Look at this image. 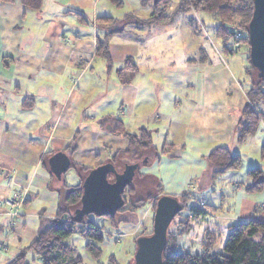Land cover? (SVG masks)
Masks as SVG:
<instances>
[{
    "label": "crops",
    "instance_id": "1",
    "mask_svg": "<svg viewBox=\"0 0 264 264\" xmlns=\"http://www.w3.org/2000/svg\"><path fill=\"white\" fill-rule=\"evenodd\" d=\"M98 1L43 0L35 10L19 1L0 0V264L36 238L43 218L56 216L63 184L79 183L86 172L71 165L72 180L77 177L79 181L69 183L65 173L69 168L60 174L52 170L49 159L53 154L62 151L71 164L95 166L128 148V138L113 131V118H121L130 133L145 127L152 139L163 137L159 145L153 139L156 157L141 169L164 186L161 194L204 188L199 178L207 165L206 156L218 145L233 150L237 141V121L247 95L231 69H226L220 49L212 52L214 57L187 59L180 68L181 77L169 82L176 112L168 114L154 89L147 93L150 85L145 84L142 93L132 79L140 74L143 61L150 59L152 65L157 61L152 63V54L139 52L138 44L130 39H139L141 28L129 25L125 32L108 36L110 61L97 53L98 38L106 33L102 19L125 14H117L110 0H104L99 9ZM199 50L203 55L206 52L202 47ZM130 56L138 60L139 68L124 83L118 69ZM184 103L187 114L180 112ZM157 107L163 111L159 113ZM76 135L74 149L70 145ZM260 140L264 144L263 136ZM178 144L180 151L173 153ZM260 166L264 169V163ZM250 167L245 172L242 167L229 170L234 173L232 189L222 196L223 205L203 200L208 208L205 227L225 232L238 221H264V188L254 193L243 187ZM8 174L14 175L11 184ZM214 187L208 188L212 192ZM19 193L25 201L13 221L4 201Z\"/></svg>",
    "mask_w": 264,
    "mask_h": 264
},
{
    "label": "trees",
    "instance_id": "2",
    "mask_svg": "<svg viewBox=\"0 0 264 264\" xmlns=\"http://www.w3.org/2000/svg\"><path fill=\"white\" fill-rule=\"evenodd\" d=\"M6 1H19L35 10L40 9L43 4V0ZM110 1L117 7L124 3V0ZM143 3L153 6L150 15L147 17L142 18L133 12H129L121 18L106 17L102 19L103 22H100V25L104 27L106 33L104 38H98V54L104 55L109 61L111 60L108 37L110 34L123 33L129 25L143 29L155 24L167 23L174 16L168 12L172 0H143ZM192 9L206 10L217 20L214 32L221 39L222 49L225 53L235 52L242 43L248 45L247 64L245 66V72L249 78V87L246 90L247 102L241 110L236 126L237 141L244 142L249 136L256 134L261 126L264 128V110L262 109L264 72H260L250 59L248 26L253 15L254 0H181L176 11L186 14ZM190 21H193L192 17ZM138 68L134 58L132 56L127 57L124 65L118 69L122 82L128 83L131 79V77H126V72L133 75L138 72ZM105 120H109V118ZM112 122L113 131L127 137L130 142L128 148L119 149L104 162L110 164L114 169L109 173L110 180H115L116 173L131 175V180L123 193L124 204L116 212L108 215L111 218L119 215L120 220L118 222H120L130 220L129 215H136V210L148 201H154L156 206L158 199L156 196L158 193L161 194L162 185L155 180L153 175L141 171L143 166L148 165L156 157V147L153 144L151 130L142 127L138 133H130L125 130L121 118H113ZM77 135L70 145L74 149L77 145ZM261 148L262 159H264V144ZM206 161V168L199 178L204 188H214L219 176L229 170H238L243 164L242 154L234 152L228 145L214 147L206 156ZM102 163H98L96 166L74 162L71 164L74 167L81 166L86 171L82 175L81 181L77 184H63L56 216L43 218L36 238L21 248L5 264H32L28 259V253L31 251L34 253L32 260L34 262L40 261L41 264H88L77 252L76 245L67 241V238L74 233H80L87 237L86 248L93 257L99 258L101 256L102 247L100 243L105 238L103 227L89 218L91 213H82V215L79 213L82 207L85 178L92 169L101 166ZM129 166H132V169L129 170ZM247 178L248 180L243 183V187L248 192L255 193L264 188V169L260 165L250 167L247 170ZM135 180L153 183L156 192L150 191L146 195H142L141 198H137L134 193L136 187L133 182ZM176 196L184 204V209H187L188 213L176 223L174 229L171 228L172 223L169 226L164 264H264V221L257 219L238 221L230 225L223 247H219V250L216 249V246L218 241L221 242L223 230L211 226L203 229L196 249H189L184 242L181 247L177 240L184 235H191L194 227L190 217H196L198 220L205 219L208 208L203 200L196 198L191 190H185ZM126 212L128 213L127 216ZM150 233L142 232L135 236L136 244L140 235ZM111 258L113 260V256Z\"/></svg>",
    "mask_w": 264,
    "mask_h": 264
},
{
    "label": "rangeland",
    "instance_id": "3",
    "mask_svg": "<svg viewBox=\"0 0 264 264\" xmlns=\"http://www.w3.org/2000/svg\"><path fill=\"white\" fill-rule=\"evenodd\" d=\"M180 1L181 0H172L168 12L170 14H174V16L169 22L164 24H155L149 28H141L138 32L143 35H141V37L139 35V39L136 38L135 40V38L130 37L132 41L138 44L139 52L144 53L145 51H147L152 54V56L154 57L152 59V63H154V60L157 59L156 64L152 65L149 62L150 59L149 61H147L146 59L145 62L143 61V67L140 71V74L136 75L135 78H132L130 72H126V77H131L133 79V82L140 86V90L142 93H144V90H146L145 84L150 85V90L147 91V93H149L150 95V92L154 89L153 93H155L156 95V100L158 99L159 102L160 99V102H162L165 109L169 110L168 114H170V112H176V109L172 108V101L175 100V97L172 92V88L169 87V82H172L177 75H180L181 77L182 69L180 68L183 67V64L187 62L188 58L198 59L201 56L206 58H209L211 56L214 57L215 55L212 52L218 51L219 48L220 57L225 60L226 69H231V76L241 83L244 90H247L249 87V78L245 72V66L247 64L248 45L242 43L235 52L225 53L222 49L221 39L217 37L214 32V27L217 24V20L213 18V16L208 11L203 9H192L186 14L177 12L176 10L179 6ZM103 4L104 0L98 1L97 6L99 7V9H101ZM114 8L116 10V13L120 15L132 11L140 17H147L150 15L153 6L152 4L148 3L144 4L143 0H124L123 5L118 7L119 10L117 9V6H115ZM191 17L193 18V21H190ZM123 36L129 37V34ZM123 36H118L117 38H122ZM133 36L136 37V35ZM200 47L206 50L204 55L202 54V51L199 52ZM135 62L138 64V60H136ZM145 64H149L151 66H145ZM152 66L154 67V69H156L155 71H150V69H152ZM160 72H162V74H159ZM168 76L172 77L169 78ZM113 98L115 100L114 103H117L116 99L119 98L118 93ZM156 110L159 111V113L163 111L158 107L156 108ZM183 110L186 111L187 114L188 107L186 106V103H184V106L180 112L183 113ZM254 135L249 136L244 142L236 141L235 146L233 147L234 151H238L242 154L243 164L241 172H245L244 169L248 168L250 165L252 167L258 166L260 165V163H264V159H261V146L263 144V140H260L262 139V136L264 137V128L261 126ZM153 139L154 143L156 142L157 145L163 143L164 141L163 137L159 139V135H156ZM178 151H180L179 144L173 150V153H176ZM93 165L96 166L97 163ZM73 172L74 171L72 167L65 172L70 181L69 183H77L79 181L77 177H75V180H72L74 179ZM232 172L233 171H229L219 176L216 181L215 191L211 192V188H202L201 190L197 191L191 189V187H187L186 190L193 191L198 200L210 201L217 204V206H221L223 205L222 202L224 201L222 200V196L226 197L231 193L232 185H230V179L231 175L234 174ZM133 183L136 187L134 193L136 194L137 198H141L142 195L144 196L150 191H155L153 183L150 184L149 182H143L141 180H135V182ZM163 187L164 186H162V191L164 190ZM213 189H215V187ZM160 195L161 194L158 193L156 197H159ZM231 200H235V197H232ZM226 203H228V201L224 202V204ZM155 208L156 206L154 205V201H148L136 210V215H129L128 218H130V220H123L120 222H118L120 220L119 215L111 218L109 216H100L91 213L89 215V218L99 226H102L103 231L105 232V238L100 243L102 247V253L99 258L93 257L92 254L87 250V237H85L84 235L80 233H74L67 238V241L76 245L77 252L82 255L85 263L133 264L134 255L137 248V244L134 238L142 232L152 233ZM186 213H188L187 209H183L173 219L171 225L172 229L176 227V223L181 218H183ZM125 214L127 216L128 213L126 212ZM190 219L194 224L191 235H184L177 241L180 243L181 247L182 243L184 242V244L189 247V249H196L198 247V242L201 239V233H203V229L206 226V223L204 219L198 220L196 217H190ZM228 233L229 231L227 230L222 233V238H220L221 242L219 243L218 241L216 249L219 250V247H223V243ZM111 256H113V260ZM33 257L34 253L31 251L28 256L30 262L32 264H41L40 261L37 260L34 262V260H32Z\"/></svg>",
    "mask_w": 264,
    "mask_h": 264
},
{
    "label": "water",
    "instance_id": "4",
    "mask_svg": "<svg viewBox=\"0 0 264 264\" xmlns=\"http://www.w3.org/2000/svg\"><path fill=\"white\" fill-rule=\"evenodd\" d=\"M250 59L252 64L264 72V0H254V10L248 26ZM110 127V126H109ZM52 170L60 174L71 166V159L65 152H57L49 159ZM132 166H129V170ZM110 164L92 169L84 181L82 213L108 216L124 204L123 193L131 175L116 173L115 180L109 179ZM184 209V204L174 194H161L156 202L151 234L137 238L133 264H164V252L168 243V229L173 219Z\"/></svg>",
    "mask_w": 264,
    "mask_h": 264
},
{
    "label": "built area",
    "instance_id": "5",
    "mask_svg": "<svg viewBox=\"0 0 264 264\" xmlns=\"http://www.w3.org/2000/svg\"><path fill=\"white\" fill-rule=\"evenodd\" d=\"M13 181H14V175L8 174L7 183L11 184ZM24 201H25V197L20 193L16 194L13 197L6 198L4 201L6 213L11 215L12 218L14 219L18 218L21 214V207L23 206Z\"/></svg>",
    "mask_w": 264,
    "mask_h": 264
}]
</instances>
